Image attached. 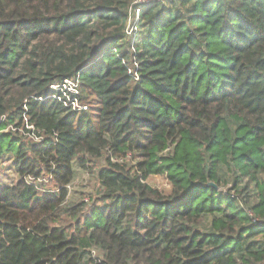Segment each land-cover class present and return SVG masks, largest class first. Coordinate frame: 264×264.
<instances>
[{
	"label": "trees",
	"instance_id": "1",
	"mask_svg": "<svg viewBox=\"0 0 264 264\" xmlns=\"http://www.w3.org/2000/svg\"><path fill=\"white\" fill-rule=\"evenodd\" d=\"M134 1L0 0V127L24 129L0 132V264H264V0ZM72 76L86 110L47 94ZM90 158L86 215L66 185Z\"/></svg>",
	"mask_w": 264,
	"mask_h": 264
},
{
	"label": "rangeland",
	"instance_id": "2",
	"mask_svg": "<svg viewBox=\"0 0 264 264\" xmlns=\"http://www.w3.org/2000/svg\"><path fill=\"white\" fill-rule=\"evenodd\" d=\"M130 28L131 24L128 25ZM129 28V29H130ZM131 30V29H130ZM97 110V108H95ZM14 155L8 153L7 155L0 156V185H6L14 182L17 179V174L14 172ZM12 158V159H10ZM88 168L80 167L77 161H74V178L69 183L68 194L66 196V208L75 207L77 204L84 206V213L87 215L91 211L93 204L99 206L101 203L97 201L98 196H101L103 186L98 178V172L104 165L103 158H90ZM135 162H129L128 165L132 166ZM222 181L227 182L220 186V190L225 192L234 183L233 175L230 169H221ZM153 187L160 189L163 192H170L172 184L168 181L165 175H152L147 180ZM55 188L53 184H48ZM232 192H235L233 190ZM82 206V208H83ZM85 216V215H84ZM209 221L207 219L201 224V227L208 229ZM97 251V250H96Z\"/></svg>",
	"mask_w": 264,
	"mask_h": 264
},
{
	"label": "built area",
	"instance_id": "3",
	"mask_svg": "<svg viewBox=\"0 0 264 264\" xmlns=\"http://www.w3.org/2000/svg\"><path fill=\"white\" fill-rule=\"evenodd\" d=\"M150 1H154V0H135L134 3H145V2H150ZM137 15H138V11H137ZM80 80L78 76H72V77H68L63 79L62 81H58V82H54L53 84L50 85L47 94L50 97H54L56 99H58L59 101H61L63 103V105L67 108H71L73 110H86L87 109V105L82 104L80 102L79 99V93H80ZM37 99L42 100L44 99V96L42 97H38ZM5 117L2 118V120H4ZM28 130H32V132L28 133L27 131H25V134L28 135V137H33V139L37 142L41 141L43 139L42 136H38L37 134L34 133L35 131V127L32 124H28L25 126ZM24 131L23 127L22 128H17L14 126V124H10L5 128H1L0 127V132H6V131ZM130 157V155H128ZM12 159V158H10ZM113 160H118L116 158L113 157ZM123 158H120L119 161H123ZM14 168V172H15V164L13 165ZM16 173V172H15ZM17 174V179L20 177ZM16 179V180H17ZM24 179L29 183L32 184L34 186H36L42 193H48V192H56L58 191V188H53L50 189L48 188V184L50 183V180L52 179V176H42V177H36L33 175H26L24 177ZM15 180V181H16ZM14 182L10 183V185H12ZM66 188H69V184L66 185ZM226 193V191L224 192ZM233 193V192H231ZM233 195V194H232ZM234 196V195H233ZM249 217L252 219L254 224L257 225H263L264 226V220L262 219H258L256 217H254V215L252 214V212L248 209H246Z\"/></svg>",
	"mask_w": 264,
	"mask_h": 264
},
{
	"label": "water",
	"instance_id": "4",
	"mask_svg": "<svg viewBox=\"0 0 264 264\" xmlns=\"http://www.w3.org/2000/svg\"><path fill=\"white\" fill-rule=\"evenodd\" d=\"M207 184H208L209 186H213V187L217 188V184H215V183H213V182H208Z\"/></svg>",
	"mask_w": 264,
	"mask_h": 264
}]
</instances>
